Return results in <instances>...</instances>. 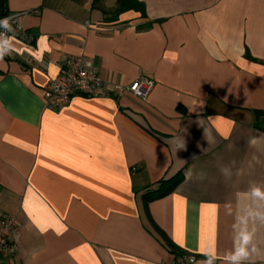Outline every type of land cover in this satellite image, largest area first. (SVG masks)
Instances as JSON below:
<instances>
[{"label":"crops","instance_id":"crops-1","mask_svg":"<svg viewBox=\"0 0 264 264\" xmlns=\"http://www.w3.org/2000/svg\"><path fill=\"white\" fill-rule=\"evenodd\" d=\"M138 1L120 24L118 0L1 1L33 35L0 38V221L20 225L2 264H264V0ZM76 56L154 88L47 109Z\"/></svg>","mask_w":264,"mask_h":264},{"label":"built area","instance_id":"built-area-1","mask_svg":"<svg viewBox=\"0 0 264 264\" xmlns=\"http://www.w3.org/2000/svg\"><path fill=\"white\" fill-rule=\"evenodd\" d=\"M31 12H15L0 18L8 19L5 25H0V38L17 37L30 41V35L21 25V21ZM8 50L0 43V57H7ZM99 71L84 57L76 56L64 61L60 73L51 78L45 93L47 109H61L68 106L78 96L87 98L122 97L130 93L136 98L146 101L153 88L154 81L150 77H140L129 85H109ZM20 244V225L17 218L9 215L0 221V264L12 259ZM197 257L191 253L175 256L166 264H196Z\"/></svg>","mask_w":264,"mask_h":264},{"label":"trees","instance_id":"trees-1","mask_svg":"<svg viewBox=\"0 0 264 264\" xmlns=\"http://www.w3.org/2000/svg\"><path fill=\"white\" fill-rule=\"evenodd\" d=\"M2 0H0V18L6 17L9 15V13H5L2 11ZM101 0H94V3H98ZM103 11V10H102ZM129 11H135L141 13V15H145V9L143 6V3L139 2L138 0H118L117 6L115 9V16L118 17L121 14ZM104 12V11H103ZM105 13V12H104ZM106 21H110L113 19L106 18ZM111 22V21H110ZM259 114V113H258ZM183 181V175L179 174L178 176L172 178L171 180L168 181H162L159 185V188L154 190V191H148L144 195V205L147 207L148 204L154 200L160 199L162 197L167 196L168 194L172 193L176 187ZM156 230L158 233L165 238L167 245L171 249H175L172 241L166 237V234L163 233L162 230H160L157 226H155Z\"/></svg>","mask_w":264,"mask_h":264},{"label":"rangeland","instance_id":"rangeland-1","mask_svg":"<svg viewBox=\"0 0 264 264\" xmlns=\"http://www.w3.org/2000/svg\"><path fill=\"white\" fill-rule=\"evenodd\" d=\"M102 1V0H101ZM104 2V1H103ZM99 6L101 5L100 3L98 4ZM115 9H116V7L115 8H113V9H111L110 10V13H108V16H106V17H108V18H110V19H113V20H110V21H112V22H115V21H118V23L120 24V22H121V18H125V17H129V21L131 20V16H133V17H135L136 16V13H126V14H121L120 16H118V17H116L115 15ZM130 12V11H129ZM127 15V16H126ZM123 22H126V20H124ZM128 22V21H127ZM126 22V23H127Z\"/></svg>","mask_w":264,"mask_h":264},{"label":"clouds","instance_id":"clouds-1","mask_svg":"<svg viewBox=\"0 0 264 264\" xmlns=\"http://www.w3.org/2000/svg\"><path fill=\"white\" fill-rule=\"evenodd\" d=\"M7 21H8L7 18H5V19H3V20H0V25H5V24L7 23ZM246 255H247L246 252H241V253H240V256H241V257H244V256H246Z\"/></svg>","mask_w":264,"mask_h":264}]
</instances>
